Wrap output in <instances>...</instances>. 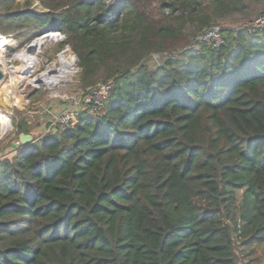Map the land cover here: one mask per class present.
Returning a JSON list of instances; mask_svg holds the SVG:
<instances>
[{"label": "trees", "instance_id": "obj_1", "mask_svg": "<svg viewBox=\"0 0 264 264\" xmlns=\"http://www.w3.org/2000/svg\"><path fill=\"white\" fill-rule=\"evenodd\" d=\"M14 1L0 27L63 31L81 86L114 87L0 157V264H241L264 243V32L235 27L261 0Z\"/></svg>", "mask_w": 264, "mask_h": 264}, {"label": "rangeland", "instance_id": "obj_2", "mask_svg": "<svg viewBox=\"0 0 264 264\" xmlns=\"http://www.w3.org/2000/svg\"><path fill=\"white\" fill-rule=\"evenodd\" d=\"M12 3V9L15 11L22 9H32L39 13L47 11V9L39 1H34L31 5H27L25 0H15ZM253 7L254 10L251 12V15L238 16L239 20L235 24L236 28H243L245 24L249 23V21L258 17V15L264 11V0L254 3ZM12 26H9L7 22H4L0 27V33L5 35H16L18 37V47H16V49L18 50L22 48L27 42L36 37V35H33V32L19 37V28ZM62 48L63 47H60V41L47 44L37 54L38 59L32 65L30 69L31 71L28 73H25L26 71L22 73L23 70L22 72L14 70L15 67L13 68V66H18L17 63H7L6 68L0 64V70L2 68L5 70V73L3 72L4 77L0 80L1 89H3V86L10 85L11 79L13 77L17 78V81H15L13 84H17L19 81L18 87L15 91V96H11L9 104L4 105L2 101H0V117L4 122V130L0 136V157H12L15 154V148L20 145H16L15 143L19 142L20 135L24 133L19 129L20 125H32L34 129L30 135L33 136V139H41L45 134L49 133L48 129L50 121L58 115V110L60 111V108L68 104L66 98L57 99L50 97L51 90H49L45 84L40 83L38 86H35L30 83V78L34 76V74L40 73L41 69L44 68V66H46L48 63H59V61L56 59V54ZM6 56L7 59H9L11 57V53ZM162 56L163 55L156 53L149 58L148 63L151 66H154L162 61ZM79 73L80 72L74 73L71 76V80H69L65 86L61 87L60 91L62 97L77 95L79 89L83 88L80 84ZM64 82L65 80L62 79L61 83L63 84ZM11 92L13 93L14 90H11ZM244 252L246 257L242 258L243 260L241 264H259L264 260V243L256 244L250 248H244Z\"/></svg>", "mask_w": 264, "mask_h": 264}, {"label": "built area", "instance_id": "obj_3", "mask_svg": "<svg viewBox=\"0 0 264 264\" xmlns=\"http://www.w3.org/2000/svg\"><path fill=\"white\" fill-rule=\"evenodd\" d=\"M249 32L252 33H261L264 32V12H262L258 17L249 21V23L245 24L244 27ZM17 36L14 34H2L0 33V42L4 44L3 39L7 42V45H4V57L7 60V63H17L18 66H13V68H17L19 71L23 70L22 66L27 67V65H32L37 61V54L45 47L47 44L62 42L66 39V34L61 30H48L40 35L33 38L31 41L27 42L22 48L19 50L16 49L17 46ZM199 41L208 43L209 45L219 46L223 43V34L222 27L220 25H213L208 28L199 38ZM22 51H27L30 56L29 58H33V63L29 61V63H24L16 57V54L21 53ZM11 53V57L7 59L8 54ZM56 59L59 63L50 62L44 68L41 69V72L38 74H34L30 78V83L32 85L38 86L40 83L45 84L49 90H51V96L53 98L61 99L66 98L68 104L60 108L58 110V115L54 117L50 121L49 124V132H54L57 130L58 125L63 127H70L75 125L78 122V117L85 111H88L91 114L103 113L105 105L108 103L113 87L114 81L107 80L100 83H97L94 86L86 87L79 89L77 95L72 96H64L61 95V87L65 86L66 83L71 80V76L74 73L81 72V67L79 66V59L75 51L69 44H65L64 47L56 54ZM65 59L66 64L62 61ZM66 72L60 74L58 71L62 66L65 68ZM31 67H29L25 73L30 72ZM17 70V71H18ZM4 72L3 70H1ZM28 71V72H27ZM5 73V72H4ZM43 73H46L50 80V82L46 81H34V79ZM62 79L65 82L62 84Z\"/></svg>", "mask_w": 264, "mask_h": 264}, {"label": "bare ground", "instance_id": "obj_4", "mask_svg": "<svg viewBox=\"0 0 264 264\" xmlns=\"http://www.w3.org/2000/svg\"><path fill=\"white\" fill-rule=\"evenodd\" d=\"M3 41H4V44H1L2 42H0V64H2V66L4 68H6L7 67V60H6V58L3 55H4V51H5L4 45H7V42H5V39H3ZM28 55L29 54L27 53V51H22L21 53L16 54V57H18V59H20L23 62V64H24V63H29V61L32 62V60H33V58H29L30 56H28ZM62 61L64 62V64H66L65 59H63ZM29 67H31V65H29V64L27 65V67L22 66L23 72L22 71H19L17 68H14V70H16V71L18 70V72L24 73V71H26ZM1 70H3V68ZM3 71L5 72V70H3ZM58 72L60 74L65 73L66 72V65H65V68H64V66H62ZM37 80H39V81H46V82L52 81V80H50L49 76L46 73H43L41 75H38L34 79V81H37ZM15 81H17V78L13 77L11 79V82H10L11 84L10 85L3 86V89L0 88L1 89V91H0V99L1 100L0 101H2V103L4 105L9 104L11 96H13V95L15 96V91H16V88L18 87V83H19V81H18L17 84L16 83L13 84ZM11 90H14V92L12 93ZM3 123L4 122H3V120L0 117V136H1L2 132H3V130H4V124Z\"/></svg>", "mask_w": 264, "mask_h": 264}, {"label": "water", "instance_id": "obj_5", "mask_svg": "<svg viewBox=\"0 0 264 264\" xmlns=\"http://www.w3.org/2000/svg\"><path fill=\"white\" fill-rule=\"evenodd\" d=\"M4 77V73L0 70V80ZM31 141H33V136L30 135V134H27V133H22L20 135V139H19V142H16L15 144L16 145H19V144H23V145H26L28 143H30Z\"/></svg>", "mask_w": 264, "mask_h": 264}]
</instances>
